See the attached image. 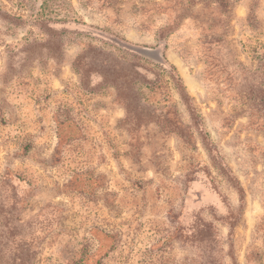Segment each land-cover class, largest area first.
Listing matches in <instances>:
<instances>
[{
  "label": "rangeland",
  "instance_id": "obj_1",
  "mask_svg": "<svg viewBox=\"0 0 264 264\" xmlns=\"http://www.w3.org/2000/svg\"><path fill=\"white\" fill-rule=\"evenodd\" d=\"M263 54L264 0H0V264H264Z\"/></svg>",
  "mask_w": 264,
  "mask_h": 264
},
{
  "label": "trees",
  "instance_id": "obj_2",
  "mask_svg": "<svg viewBox=\"0 0 264 264\" xmlns=\"http://www.w3.org/2000/svg\"><path fill=\"white\" fill-rule=\"evenodd\" d=\"M263 57H264V54H263ZM158 63H159V64H158ZM158 63H156V64L159 65V66H160L161 64H163V63H161V62H158ZM171 77H172V78H176L177 81L180 80V77H178V75H171Z\"/></svg>",
  "mask_w": 264,
  "mask_h": 264
}]
</instances>
